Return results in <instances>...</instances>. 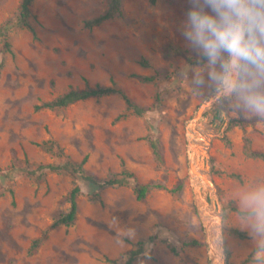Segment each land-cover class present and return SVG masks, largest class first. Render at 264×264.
<instances>
[{
    "label": "rangeland",
    "instance_id": "rangeland-1",
    "mask_svg": "<svg viewBox=\"0 0 264 264\" xmlns=\"http://www.w3.org/2000/svg\"><path fill=\"white\" fill-rule=\"evenodd\" d=\"M20 2L0 0V25L16 20ZM108 2L33 0L29 22L35 35L13 26L8 48L0 39V264H123L122 254L149 235L157 239L133 264L214 262L190 169L188 130L216 89L207 80L206 60L178 31L187 0H120V14L88 27ZM197 74L204 85H196ZM112 83L145 113L127 109L117 94L35 108L71 87ZM232 120L240 123L229 125ZM202 127L221 208L225 264H264L257 251L247 259L254 243L251 215L228 207L232 201L248 210L244 195L264 186V161L243 147L248 137L251 149L264 151V120L247 118L226 101L222 119L218 103L204 111L195 129ZM149 136L157 141L155 151ZM84 156L86 173L97 180L126 169L141 183L165 188H152L138 200L132 184L99 188L78 179L76 220L54 225L69 208L75 180L37 167ZM36 239L41 241L32 248ZM191 240L198 244H184Z\"/></svg>",
    "mask_w": 264,
    "mask_h": 264
},
{
    "label": "clouds",
    "instance_id": "clouds-1",
    "mask_svg": "<svg viewBox=\"0 0 264 264\" xmlns=\"http://www.w3.org/2000/svg\"><path fill=\"white\" fill-rule=\"evenodd\" d=\"M187 3L178 31L206 60L207 80L239 113L264 120V0ZM195 83L204 85V77L197 74ZM242 204L251 215L250 235L258 259L264 254V186L246 193Z\"/></svg>",
    "mask_w": 264,
    "mask_h": 264
},
{
    "label": "trees",
    "instance_id": "trees-1",
    "mask_svg": "<svg viewBox=\"0 0 264 264\" xmlns=\"http://www.w3.org/2000/svg\"><path fill=\"white\" fill-rule=\"evenodd\" d=\"M157 0H149L150 4H155ZM32 3L33 0H21L18 15L16 17V20L14 22H6L2 25H0V39L3 40V46L5 48L9 47L8 42V30L13 27H27L30 29V31L35 35L34 28L30 25V19L34 17L32 12ZM120 0H109L108 6L104 13L101 15L87 21L85 24L88 27L97 26L103 21L114 17L117 14H120ZM2 66V61H0V68ZM147 80H150V77H146ZM108 94H117L119 95L125 102L127 109L132 110L133 113L137 115H143L145 113V109L138 106L137 104L133 103L132 100L127 96V94L112 83L108 86H101V85H94V86H85L82 88H74L71 87L69 90H67L65 93L61 94L60 96L56 97L55 99L44 102L41 105H36V109L40 108H63L67 107L70 104H73L77 101L86 100L91 97H99L104 96ZM235 123H240L238 120H232L229 125H233ZM150 146L153 149V151L157 148V141L153 136H149ZM47 142H45L46 144ZM53 145H51L52 147ZM244 151L246 154L253 158H259L264 161V151L254 150L250 147V139L248 137L244 138ZM87 157L84 156L83 159L80 162H75L72 159L65 157L62 161L58 163H47V164H40L37 169L38 170H49V171H64L68 173L74 180V185L71 188L69 192V208L68 210L60 215L57 220L54 222V225L56 224H64L66 226H69L74 223L77 217V211H78V205H77V197L80 194V186L77 183L78 179H82L83 181L97 186L99 188L103 187H114V186H122L126 184H132L133 189L136 194V198L138 200H143L146 198L148 192L152 188H165L161 184H155V183H141L137 180L135 174L129 170L123 169L120 173H118L115 176L108 177L103 180H97L95 179L91 174L86 173L83 165L86 162ZM181 189V186H178L176 189H170V191H176ZM228 207L231 210L237 211L239 214L244 215H250L249 210H240L238 209L232 201L228 202ZM233 232L238 235L239 237H246L245 232L241 231L239 228H233ZM157 239L156 235H149L144 239L137 240L135 243H133L132 247L128 249L125 253L122 254L123 257H125V261L123 264H133V261L141 256L148 248V246L153 243ZM41 239L34 240L32 244V248H35L39 245ZM184 244H198L197 240H191L189 242H186ZM170 250L173 252H176V249L173 245H168ZM258 251L257 246L253 248L252 252L249 254L247 259L249 260L251 258V255L253 252ZM226 255H228V252L226 251ZM115 261V260H113Z\"/></svg>",
    "mask_w": 264,
    "mask_h": 264
},
{
    "label": "water",
    "instance_id": "water-1",
    "mask_svg": "<svg viewBox=\"0 0 264 264\" xmlns=\"http://www.w3.org/2000/svg\"><path fill=\"white\" fill-rule=\"evenodd\" d=\"M215 103H218V109H219V115L220 119L223 118L225 115V103L226 101H222L220 96L218 95L217 91L211 95L209 98H207L202 104L199 106L195 116L191 119L189 126H194L198 122V119L202 116L204 111L213 106ZM221 112L224 113V115H221ZM191 156H190V169L195 174H198V170L204 169L206 175L208 176L206 178L208 183V196H204L202 192V188H205L204 185H197L195 183V190L200 200V213L204 224L206 239H207V245L208 248L211 250H214L217 252L220 256V262L219 264H225L226 259V249L224 246L223 241V234H222V227H221V208L219 204V199L216 194V186L214 182L209 178V172H210V162H209V156L207 154L208 144H209V138L205 142V149L196 151L194 146L189 141ZM207 209L213 210L215 213V216L213 217L214 222L216 223V232L214 235H209L208 233V225L205 222L203 218V213H206ZM212 257V256H211ZM211 264H213V261H211Z\"/></svg>",
    "mask_w": 264,
    "mask_h": 264
},
{
    "label": "bare ground",
    "instance_id": "bare-ground-1",
    "mask_svg": "<svg viewBox=\"0 0 264 264\" xmlns=\"http://www.w3.org/2000/svg\"><path fill=\"white\" fill-rule=\"evenodd\" d=\"M205 127H202L201 130L195 129L194 126H190L188 130V138L191 144L194 146L196 151H202L205 149V142L208 138V134H204ZM208 176L206 175L205 172H202L201 170H198V174H196L195 178V183L197 185H206L207 183V178ZM206 213H203V218L205 222L208 225V233L209 235H214L216 232V223L213 220V217L215 216V213L211 209H207ZM211 254L213 255L214 262L213 264H219L220 262V256L217 252L214 250H211Z\"/></svg>",
    "mask_w": 264,
    "mask_h": 264
},
{
    "label": "crops",
    "instance_id": "crops-1",
    "mask_svg": "<svg viewBox=\"0 0 264 264\" xmlns=\"http://www.w3.org/2000/svg\"><path fill=\"white\" fill-rule=\"evenodd\" d=\"M256 246H257V245H256L255 243H253V244H252V249H253L254 247H256Z\"/></svg>",
    "mask_w": 264,
    "mask_h": 264
}]
</instances>
